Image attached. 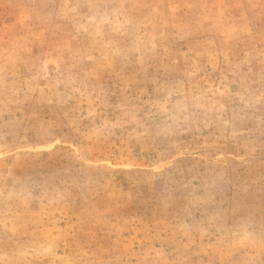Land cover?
<instances>
[{"label": "rangeland", "instance_id": "1", "mask_svg": "<svg viewBox=\"0 0 264 264\" xmlns=\"http://www.w3.org/2000/svg\"><path fill=\"white\" fill-rule=\"evenodd\" d=\"M0 264H264V0H0Z\"/></svg>", "mask_w": 264, "mask_h": 264}]
</instances>
